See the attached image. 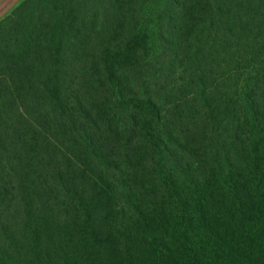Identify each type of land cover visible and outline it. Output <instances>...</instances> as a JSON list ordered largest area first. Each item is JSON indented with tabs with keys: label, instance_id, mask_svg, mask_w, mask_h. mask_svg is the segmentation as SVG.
Here are the masks:
<instances>
[{
	"label": "trees",
	"instance_id": "obj_1",
	"mask_svg": "<svg viewBox=\"0 0 264 264\" xmlns=\"http://www.w3.org/2000/svg\"><path fill=\"white\" fill-rule=\"evenodd\" d=\"M0 264H264V0L0 17Z\"/></svg>",
	"mask_w": 264,
	"mask_h": 264
},
{
	"label": "rangeland",
	"instance_id": "obj_2",
	"mask_svg": "<svg viewBox=\"0 0 264 264\" xmlns=\"http://www.w3.org/2000/svg\"><path fill=\"white\" fill-rule=\"evenodd\" d=\"M19 1L21 0H0V2H2L4 4V8L3 11L1 12H7L8 10H10L13 6H15ZM3 15V14H2ZM1 15V16H2Z\"/></svg>",
	"mask_w": 264,
	"mask_h": 264
},
{
	"label": "crops",
	"instance_id": "obj_3",
	"mask_svg": "<svg viewBox=\"0 0 264 264\" xmlns=\"http://www.w3.org/2000/svg\"><path fill=\"white\" fill-rule=\"evenodd\" d=\"M3 8H4V4L2 3V2H0V17H2L3 15H4V12H1V11H3ZM9 11V10H8ZM7 11V12H8ZM7 12H5V14L7 13ZM3 14V15H2ZM2 15V16H1Z\"/></svg>",
	"mask_w": 264,
	"mask_h": 264
}]
</instances>
